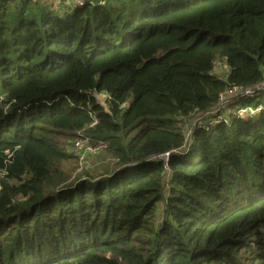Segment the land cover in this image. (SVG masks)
Returning <instances> with one entry per match:
<instances>
[{"label":"trees","instance_id":"1","mask_svg":"<svg viewBox=\"0 0 264 264\" xmlns=\"http://www.w3.org/2000/svg\"><path fill=\"white\" fill-rule=\"evenodd\" d=\"M59 6L0 0V264H264V96L182 130L264 83V0ZM79 132L114 173L76 174Z\"/></svg>","mask_w":264,"mask_h":264},{"label":"built area","instance_id":"2","mask_svg":"<svg viewBox=\"0 0 264 264\" xmlns=\"http://www.w3.org/2000/svg\"><path fill=\"white\" fill-rule=\"evenodd\" d=\"M45 2H54V4H59V11L65 12L68 5L72 7H82L84 6V0H42ZM264 92V83L255 85L253 87H231L226 89L218 97V103L213 110L204 112L198 116H195L182 125V130L185 136L186 142H189L195 131L217 124L218 122L225 121L229 117H249L254 116L259 112V108H253L251 106L238 107L235 111L229 109L230 105H235L240 99L245 101H251L257 96ZM100 149V146H94L89 138L83 135V132L77 133V138L71 142V147L69 153L77 158L78 163L82 164L87 157L95 155ZM175 153H179L175 151ZM169 153H165L156 157L158 161H161L165 166H167Z\"/></svg>","mask_w":264,"mask_h":264},{"label":"rangeland","instance_id":"3","mask_svg":"<svg viewBox=\"0 0 264 264\" xmlns=\"http://www.w3.org/2000/svg\"><path fill=\"white\" fill-rule=\"evenodd\" d=\"M66 2L68 3V0H66ZM227 74H228V68L224 65V63L221 64L220 62H218L214 65V70H213L214 76L221 79H225ZM262 95L264 96V92H262ZM258 99L260 98H255L249 102L245 101L244 99H240L233 106V111H235L238 107H244V106L252 107L254 102H257ZM97 100L101 105H104V101H105L104 97L99 96L97 97ZM78 165H79V169L77 170L76 174H79L81 171H85L86 173H88L89 177L106 176L108 174L114 173V171L116 170L114 161H112L110 158L105 156L101 152V149H99L95 155L87 157L82 164L78 163Z\"/></svg>","mask_w":264,"mask_h":264}]
</instances>
